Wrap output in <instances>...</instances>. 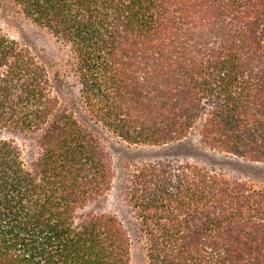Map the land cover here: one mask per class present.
<instances>
[{
    "label": "trees",
    "instance_id": "trees-1",
    "mask_svg": "<svg viewBox=\"0 0 264 264\" xmlns=\"http://www.w3.org/2000/svg\"><path fill=\"white\" fill-rule=\"evenodd\" d=\"M3 8L65 57L42 60L0 30V264H131L126 227L104 211L113 159L80 110L126 144L199 155L186 143L196 134L264 172V0ZM19 133L37 141L31 162L6 135ZM132 171L125 200L147 264H264V179L170 158Z\"/></svg>",
    "mask_w": 264,
    "mask_h": 264
},
{
    "label": "rangeland",
    "instance_id": "rangeland-1",
    "mask_svg": "<svg viewBox=\"0 0 264 264\" xmlns=\"http://www.w3.org/2000/svg\"><path fill=\"white\" fill-rule=\"evenodd\" d=\"M0 30L10 38L18 41L22 46L32 49L42 60L50 61L60 65V60L65 57L64 51L55 40L42 28L32 24L13 10L0 9ZM74 84V81H70ZM75 86V85H74ZM79 116L82 121L101 138L106 144L114 166V184L104 211L117 216L124 224L131 238V264H147V242L141 231L139 220L134 212L128 207L126 202L127 186L133 173L132 166L140 162L155 161L161 159H178L189 162H199L203 166L214 167L217 171L229 175L252 178L256 181L264 179V172L255 173L247 168L245 162L238 158L220 154L205 148L199 141L198 136L192 135L186 143L198 149V154H188V148L183 149L178 155L172 150L175 146L146 147L132 146L115 138L101 126L94 124L92 120L80 110ZM17 141L22 149L23 157L26 161H33L38 152V144L33 136L25 134H6ZM187 145V144H186Z\"/></svg>",
    "mask_w": 264,
    "mask_h": 264
}]
</instances>
